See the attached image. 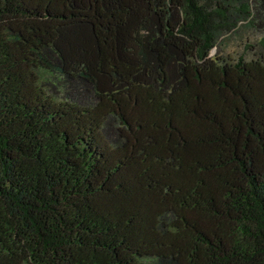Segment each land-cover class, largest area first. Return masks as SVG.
Returning <instances> with one entry per match:
<instances>
[{
    "label": "trees",
    "instance_id": "obj_1",
    "mask_svg": "<svg viewBox=\"0 0 264 264\" xmlns=\"http://www.w3.org/2000/svg\"><path fill=\"white\" fill-rule=\"evenodd\" d=\"M0 264H264V0H0Z\"/></svg>",
    "mask_w": 264,
    "mask_h": 264
},
{
    "label": "rangeland",
    "instance_id": "obj_2",
    "mask_svg": "<svg viewBox=\"0 0 264 264\" xmlns=\"http://www.w3.org/2000/svg\"><path fill=\"white\" fill-rule=\"evenodd\" d=\"M247 42H248V29L242 27V30L236 36L232 37L229 40V42L226 43L225 51L230 52L232 54L247 52L248 50ZM214 52L215 50L213 51V53Z\"/></svg>",
    "mask_w": 264,
    "mask_h": 264
}]
</instances>
